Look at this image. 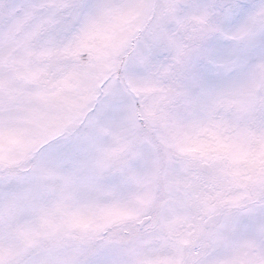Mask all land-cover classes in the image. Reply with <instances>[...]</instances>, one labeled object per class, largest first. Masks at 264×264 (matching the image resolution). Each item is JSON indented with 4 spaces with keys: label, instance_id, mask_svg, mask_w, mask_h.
<instances>
[{
    "label": "snow or ice",
    "instance_id": "1",
    "mask_svg": "<svg viewBox=\"0 0 264 264\" xmlns=\"http://www.w3.org/2000/svg\"><path fill=\"white\" fill-rule=\"evenodd\" d=\"M0 264H264V0H0Z\"/></svg>",
    "mask_w": 264,
    "mask_h": 264
}]
</instances>
